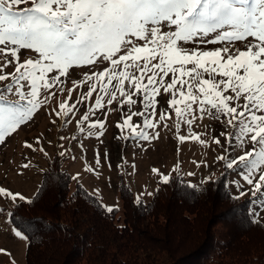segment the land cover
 Returning a JSON list of instances; mask_svg holds the SVG:
<instances>
[{
	"label": "snow or ice",
	"instance_id": "snow-or-ice-1",
	"mask_svg": "<svg viewBox=\"0 0 264 264\" xmlns=\"http://www.w3.org/2000/svg\"><path fill=\"white\" fill-rule=\"evenodd\" d=\"M78 105L86 111L76 125L84 132L88 123L89 135L94 129L104 135V121H89L107 108L121 114L116 127L132 138L159 139V131L147 130L163 127L174 128L180 143L215 144L225 153L216 160L252 185L253 196L261 193L264 0H0V144L42 109L53 125L57 118L72 123ZM206 118L223 129L218 136L193 131V125L208 129ZM152 172L169 183V175ZM0 198L32 203L3 186ZM32 227L14 235L27 242Z\"/></svg>",
	"mask_w": 264,
	"mask_h": 264
},
{
	"label": "trees",
	"instance_id": "trees-1",
	"mask_svg": "<svg viewBox=\"0 0 264 264\" xmlns=\"http://www.w3.org/2000/svg\"><path fill=\"white\" fill-rule=\"evenodd\" d=\"M227 180L226 167L195 187L174 174L139 204L120 182L119 218L120 208L107 213L83 186L71 187L54 154L32 203L11 206L9 219L18 230L33 226L26 264H264V223L253 219L251 199L233 195Z\"/></svg>",
	"mask_w": 264,
	"mask_h": 264
},
{
	"label": "rangeland",
	"instance_id": "rangeland-1",
	"mask_svg": "<svg viewBox=\"0 0 264 264\" xmlns=\"http://www.w3.org/2000/svg\"><path fill=\"white\" fill-rule=\"evenodd\" d=\"M10 70L11 68L7 69ZM77 95L78 93H73V96ZM62 98L58 96L57 99ZM55 103L56 101H53V106ZM78 108L80 110L75 112V117H70L72 123L64 124L57 118L55 125L50 123L52 117L42 109L35 114L33 121L22 126L8 137L5 143L0 144V186L30 198L38 188L42 172L47 168L48 162L54 154H58L61 158V167L71 175V187L76 183L80 184L95 195L103 205H118L120 208L118 217L121 218L120 182L129 186L134 199L139 196L140 199L147 201L150 196L146 193L152 192L160 181V178L152 172L153 168L169 176L178 174L196 186L205 184L209 175L213 179L225 170L224 161L216 160L218 155L225 154L219 146L211 144L210 147H204L192 140L180 143L173 135L174 128L172 131L163 127L148 129L149 133L160 132V138L155 140L144 141L132 138L127 129L122 132L116 127L117 122L122 119L121 114L108 112L107 108L103 112L97 111L89 121V123L97 119L104 121L103 136L97 137L98 129L92 130V135H89L88 123L83 125L85 131L80 132L76 120L80 119L86 109L81 105H78ZM139 108L140 105H136L133 110ZM157 108L159 109V105ZM173 118H175L174 114ZM133 121L141 123V118L133 117ZM168 123L171 126V121ZM202 123H211V126L205 129L202 125L200 127L193 125V131L208 132L218 136L223 130L215 122H209L207 118ZM181 133L187 134L186 125L182 126ZM126 136L129 138L125 139ZM37 137L40 139L39 144L36 143ZM220 139L224 143V138L220 137ZM25 141L33 144L36 150L25 147ZM225 147L228 145L225 144ZM40 148L44 151H39ZM97 159L100 160L99 164L96 163ZM24 164H28V167L24 168ZM88 168H93L94 171H88ZM227 170V185L230 192L240 198H250L249 210L253 219L264 223V196L261 194L264 193V188L261 189V193L253 196L251 191L253 186L248 185L241 176L237 175L235 169ZM141 193L145 194L141 195ZM241 193L245 194L241 195ZM19 201L17 199L13 203L10 199L0 198V209H3L0 211V249H6L7 253L11 254L9 256L0 253V264L13 263V261L14 264H26L27 242L14 235L13 230L17 228L9 219L10 207Z\"/></svg>",
	"mask_w": 264,
	"mask_h": 264
}]
</instances>
